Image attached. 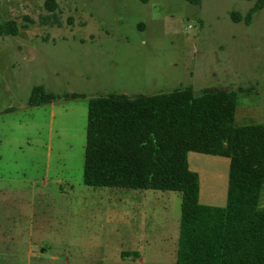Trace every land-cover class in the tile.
Returning a JSON list of instances; mask_svg holds the SVG:
<instances>
[{
  "label": "rangeland",
  "instance_id": "1",
  "mask_svg": "<svg viewBox=\"0 0 264 264\" xmlns=\"http://www.w3.org/2000/svg\"><path fill=\"white\" fill-rule=\"evenodd\" d=\"M55 2L50 13L45 0H0V24L19 27L17 36H0V264H175L178 193L145 191L158 193L153 210L155 201L129 204L122 190L83 184L88 102L223 88L216 64L227 59L245 76L264 70V8L246 26L230 19L253 6L244 0ZM33 87L54 100L29 106ZM261 91L258 116L238 124L264 122V85ZM71 94L80 97L63 98ZM237 112L244 113L242 102ZM213 159L197 164L198 172L217 170L223 182L225 167L218 171ZM118 213L153 222L142 262L119 256L129 228ZM165 219L171 227L162 241Z\"/></svg>",
  "mask_w": 264,
  "mask_h": 264
},
{
  "label": "trees",
  "instance_id": "2",
  "mask_svg": "<svg viewBox=\"0 0 264 264\" xmlns=\"http://www.w3.org/2000/svg\"><path fill=\"white\" fill-rule=\"evenodd\" d=\"M185 1L199 6L202 0ZM244 1L254 4L244 15L231 12L230 19L249 26L264 0ZM44 6L50 13L57 8L55 0H45ZM18 32L13 20L0 24V36ZM53 100L33 87L28 105ZM236 104V91L225 88L90 99L83 184L178 193L175 264H264V124L236 125ZM189 152L229 159L224 207L199 204V180L188 168Z\"/></svg>",
  "mask_w": 264,
  "mask_h": 264
},
{
  "label": "crops",
  "instance_id": "3",
  "mask_svg": "<svg viewBox=\"0 0 264 264\" xmlns=\"http://www.w3.org/2000/svg\"><path fill=\"white\" fill-rule=\"evenodd\" d=\"M216 65L220 68V73H221L220 86L223 88H228L230 90L236 91L237 93V104H236V111L234 116L235 124L241 126V124L238 123H243L245 119L247 120H251L253 118L255 119L259 114L257 113L255 106L258 104V99L261 97V95L258 94V92L262 93L261 88L264 85V70L256 66L253 69L254 71L252 74H249V76H245L243 75L244 71L241 65L238 67L235 63H232L231 59H227L225 61H222L221 64H216ZM249 79L252 80L248 81ZM188 88H191L195 93L194 89L191 86H189ZM195 94L198 93L196 92ZM246 98H249L251 104L249 103L248 100H246ZM240 102H242V107L244 110V113L241 116H239L237 112ZM238 118L242 119V121H238ZM261 121L262 120L249 124H264V122ZM210 156L211 155L189 152L187 154L188 168L190 171L196 173L198 176L199 204L210 207H224L226 203L229 159L225 157L212 156L215 158L213 160H215L219 164L218 171H221L220 168H222V165L225 167L224 181L222 182L216 178V176L218 175L216 173L217 170L212 174V177L205 176L203 178H201V175L198 172L199 165L197 168V164H199L202 161L204 162L206 158H210ZM221 159H223V161ZM217 160H221V161H217ZM118 190H122L120 191L122 193L121 197L123 198L125 203L131 204L133 200H138V199L140 200V202L144 200L150 201L151 204H153V202L155 201L156 204L152 205V209L153 210L156 209L158 193H146L145 191L147 190H141L139 191V193H137L136 191H134V193L126 191L131 189H118ZM151 191L156 192L157 190H151ZM159 192H170V191H159ZM155 196L156 198H154ZM142 211L144 212V210ZM161 214L162 213H160L159 215ZM119 216L123 218L122 221L123 224L121 225H126L129 228L127 232V238H128L126 244L127 246L126 248H119L120 249L118 250L119 256L120 258L123 257L128 258V260L129 258H134V262L137 263L142 262V260L144 259V251H145L144 245H146L147 243L148 232L150 229L147 228L149 227L147 226V224L152 226L153 222L151 220H148L147 217H145L147 221L146 223H143L141 220L140 221L137 220V222L135 223L133 222L134 221L133 213H118V217ZM144 226H146V228H144ZM170 227L171 225L167 222V219L162 221V223L161 222L159 223V240L162 241L165 240L164 235L165 233L167 234V232H169ZM82 246L84 247L83 244H80V248Z\"/></svg>",
  "mask_w": 264,
  "mask_h": 264
}]
</instances>
